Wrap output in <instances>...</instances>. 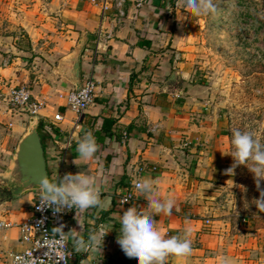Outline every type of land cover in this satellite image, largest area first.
Masks as SVG:
<instances>
[{
  "label": "crops",
  "instance_id": "crops-1",
  "mask_svg": "<svg viewBox=\"0 0 264 264\" xmlns=\"http://www.w3.org/2000/svg\"><path fill=\"white\" fill-rule=\"evenodd\" d=\"M13 15L14 25L26 36V49L20 42L16 47L17 37L0 36V181L8 175L31 118L10 109L3 99L9 88L26 87L42 104L37 132L48 180L58 183L68 173L81 172L95 180L103 202L69 215L71 264H137L117 237L127 209L149 211L145 197L132 186L145 178L158 181L154 187L159 198L175 200L171 215L154 217L166 237L180 235L186 222L193 229L192 255L169 256L166 264H218L221 256L235 264H264L256 246L246 250L235 244L225 226L207 218V205L214 199L208 191L229 180V168L226 138L218 122L203 114L207 108L197 98L200 88L190 66L197 26L189 10L177 7V0H149L141 8L128 4L116 26L113 11L102 20L100 10L87 2L28 0ZM100 27L113 36L96 51ZM76 68L80 85L89 75L96 83L93 103L79 117L64 100L76 87ZM89 131L98 150L85 160L76 149ZM127 192L134 199L122 205L119 199ZM39 195L30 191L11 196L0 187V222L12 224L0 230V264L22 250L18 226L30 218ZM102 226L109 233L96 250L75 251L69 231L76 229V237L88 242L89 234Z\"/></svg>",
  "mask_w": 264,
  "mask_h": 264
},
{
  "label": "rangeland",
  "instance_id": "rangeland-1",
  "mask_svg": "<svg viewBox=\"0 0 264 264\" xmlns=\"http://www.w3.org/2000/svg\"><path fill=\"white\" fill-rule=\"evenodd\" d=\"M28 0H0V36L18 38L26 49V36L13 23V12ZM215 11L196 16L197 44L190 66L197 98L206 106L218 131L225 136V153L232 150L233 132L254 134L264 144V0H213ZM28 124V121H26ZM230 168L234 160L225 155ZM208 204L207 218L219 221L229 238L246 250L256 246L264 257V212L255 200L264 191L254 174L239 165L229 180L217 182ZM255 247V248H256ZM259 248V249H258Z\"/></svg>",
  "mask_w": 264,
  "mask_h": 264
},
{
  "label": "clouds",
  "instance_id": "clouds-1",
  "mask_svg": "<svg viewBox=\"0 0 264 264\" xmlns=\"http://www.w3.org/2000/svg\"><path fill=\"white\" fill-rule=\"evenodd\" d=\"M181 6L196 16L215 11L213 0H177V7ZM231 145L232 150L225 155H231L234 163L226 170V174H233L237 166L246 165L249 171L254 174L259 189L260 182L264 180V144L251 132L235 130ZM76 150L81 159L87 160L94 156L98 146L90 131L79 140ZM157 183L158 181L147 178L139 181L134 180L133 187L145 197L149 211L138 213L135 207H131L120 217L121 227L117 243L128 258L136 259L137 264H166L169 256L188 258L193 253L190 238L193 229L187 222L180 235L171 237H166L163 230L157 227L154 217L161 213L171 215L175 206L174 199L159 198L154 187ZM40 188L42 189L41 209L45 206H54L55 211L59 212L65 208L75 207L77 213V210L83 212L90 207L103 206L100 193L95 186V180L81 172L78 174L68 173L58 183L50 182L44 177L41 180ZM255 202L259 211L264 212V191L260 192V198ZM77 221L81 229L82 226L78 219ZM57 229H59L61 241H63L65 233L63 226L54 228L53 232L55 233ZM77 232L76 229L68 232L73 235L74 248L77 252L96 250L101 240L104 242L105 236L109 233L102 226L98 232L90 233L88 242H85L82 238L76 237ZM28 264H34V262L29 261ZM218 264H235V262L231 257L221 256Z\"/></svg>",
  "mask_w": 264,
  "mask_h": 264
},
{
  "label": "built area",
  "instance_id": "built-area-1",
  "mask_svg": "<svg viewBox=\"0 0 264 264\" xmlns=\"http://www.w3.org/2000/svg\"><path fill=\"white\" fill-rule=\"evenodd\" d=\"M87 2L100 10L101 19H105L109 11H113V21L119 26L125 17V9L128 4L135 8H141L149 0H78ZM110 17V16H109ZM112 32H102L101 27L97 34V47L103 42L112 38ZM96 83L94 77L89 75L81 83L80 89H73L66 93L64 100L66 107L74 112L78 117L81 116L93 103ZM10 109L21 110L31 117L38 116V111L42 104L35 99L30 90L26 87H11L8 89L3 99ZM61 119L59 114L54 116V120ZM125 135V134H124ZM157 171L156 167L151 168ZM133 186V185H132ZM134 188V187H133ZM134 199L131 192L125 193L119 202L122 205L129 204ZM41 195H39L31 206V216L18 228L20 231V244L22 250L10 254L7 264H71V252L68 248L66 230L68 229L67 219L74 211L75 207L65 208L62 211H55V207H40ZM208 221H206V224ZM10 223L0 222V230L8 229ZM63 226L64 239L61 241L59 229L54 233L53 229Z\"/></svg>",
  "mask_w": 264,
  "mask_h": 264
},
{
  "label": "water",
  "instance_id": "water-1",
  "mask_svg": "<svg viewBox=\"0 0 264 264\" xmlns=\"http://www.w3.org/2000/svg\"><path fill=\"white\" fill-rule=\"evenodd\" d=\"M76 90L80 89L78 70L75 69ZM38 116L29 120L27 132L17 144L11 167L5 180L0 181V187L11 196H19L30 191H40L41 180L46 177V163L40 136L37 132Z\"/></svg>",
  "mask_w": 264,
  "mask_h": 264
}]
</instances>
